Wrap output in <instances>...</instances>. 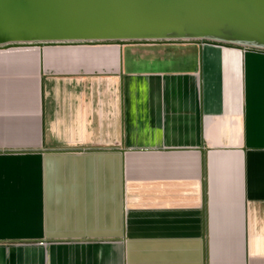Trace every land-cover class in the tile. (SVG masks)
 Segmentation results:
<instances>
[{
  "label": "crops",
  "instance_id": "1",
  "mask_svg": "<svg viewBox=\"0 0 264 264\" xmlns=\"http://www.w3.org/2000/svg\"><path fill=\"white\" fill-rule=\"evenodd\" d=\"M0 264H264V50L0 47Z\"/></svg>",
  "mask_w": 264,
  "mask_h": 264
},
{
  "label": "water",
  "instance_id": "2",
  "mask_svg": "<svg viewBox=\"0 0 264 264\" xmlns=\"http://www.w3.org/2000/svg\"><path fill=\"white\" fill-rule=\"evenodd\" d=\"M232 7L255 19L264 13V0H0V32L40 33L38 38L26 36L0 42V47L207 40L264 50L261 43L237 42L206 34L134 37L127 34L130 30H124V27L136 29V24L165 28L182 21L198 24L220 17L230 19ZM243 21L251 22L247 17ZM60 28L65 30H57Z\"/></svg>",
  "mask_w": 264,
  "mask_h": 264
},
{
  "label": "bare ground",
  "instance_id": "3",
  "mask_svg": "<svg viewBox=\"0 0 264 264\" xmlns=\"http://www.w3.org/2000/svg\"><path fill=\"white\" fill-rule=\"evenodd\" d=\"M218 2V1H217ZM221 3V2H220ZM220 3L218 6L220 7ZM237 7L229 8L230 19L223 17L214 18L209 21L204 20L198 24H192L187 21L174 23L172 26L162 27H144L142 25L137 26L136 29L124 27V30L134 29L132 32H128L129 36H154L164 37L168 35H200L206 34L209 36H215L223 39H229L237 42H253L264 44V13H259L254 17L244 15L237 11ZM243 17H247L251 22L243 21ZM64 31L65 29H57ZM26 36L38 38L40 33H32L28 30L9 31L4 30L0 32V42L7 40L22 39ZM67 36V35H66Z\"/></svg>",
  "mask_w": 264,
  "mask_h": 264
},
{
  "label": "rangeland",
  "instance_id": "4",
  "mask_svg": "<svg viewBox=\"0 0 264 264\" xmlns=\"http://www.w3.org/2000/svg\"><path fill=\"white\" fill-rule=\"evenodd\" d=\"M101 44V43H100ZM27 45H31V44H27ZM35 45H38V46H43V45H51V44H35ZM26 46V45H25Z\"/></svg>",
  "mask_w": 264,
  "mask_h": 264
}]
</instances>
